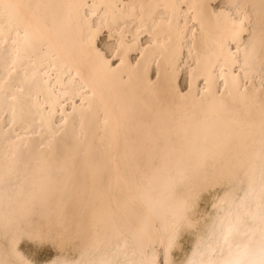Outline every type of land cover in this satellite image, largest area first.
Returning <instances> with one entry per match:
<instances>
[{"label":"bare ground","instance_id":"bare-ground-1","mask_svg":"<svg viewBox=\"0 0 264 264\" xmlns=\"http://www.w3.org/2000/svg\"><path fill=\"white\" fill-rule=\"evenodd\" d=\"M212 2L0 0V264H264V0Z\"/></svg>","mask_w":264,"mask_h":264},{"label":"rangeland","instance_id":"rangeland-1","mask_svg":"<svg viewBox=\"0 0 264 264\" xmlns=\"http://www.w3.org/2000/svg\"><path fill=\"white\" fill-rule=\"evenodd\" d=\"M224 2H225V0H214V2L211 3L212 4L211 5V8L213 10L227 9L228 6ZM94 20H95V17L92 18V22H94ZM114 41H115L114 38H112V37L111 38H108V34L106 33V30H103L101 32V34L98 36L97 40H96V46H97V48H98V50L100 52H102L104 55H106L107 57H109V55H110L109 51L111 50L112 46L114 45ZM146 41H147L146 34H142L139 37V44L143 45V44H145ZM134 56L135 55H131V60H133V57ZM111 62L113 64L115 63L114 60H112ZM154 66L155 65H152L151 66V70H150L151 74L154 73V69H155ZM185 79H186V76H185V66H184L181 69V71H180L179 78H178V81H177L178 86L181 89H183L184 86H185ZM24 244H25L24 242L23 243L22 242L20 243V248L23 251H29V252H31L32 250L34 251L36 249L35 247L31 246V243H29V244L27 243L25 245ZM42 246L43 245L40 246L41 248L38 247L39 249L37 248L35 250V253H36L35 256L37 257V259H40V260L46 258L51 253V250L48 247L46 248L45 245L43 247Z\"/></svg>","mask_w":264,"mask_h":264}]
</instances>
